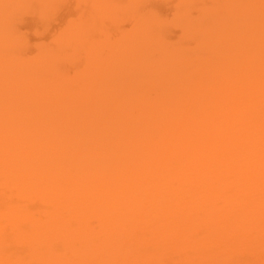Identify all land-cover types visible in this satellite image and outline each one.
Returning <instances> with one entry per match:
<instances>
[{"label": "bare ground", "instance_id": "bare-ground-1", "mask_svg": "<svg viewBox=\"0 0 264 264\" xmlns=\"http://www.w3.org/2000/svg\"><path fill=\"white\" fill-rule=\"evenodd\" d=\"M0 264H264V0H0Z\"/></svg>", "mask_w": 264, "mask_h": 264}]
</instances>
